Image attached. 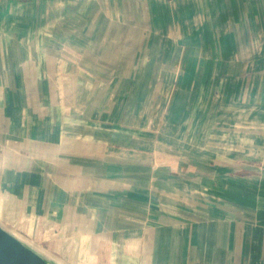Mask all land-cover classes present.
Instances as JSON below:
<instances>
[{
    "label": "crops",
    "instance_id": "1",
    "mask_svg": "<svg viewBox=\"0 0 264 264\" xmlns=\"http://www.w3.org/2000/svg\"><path fill=\"white\" fill-rule=\"evenodd\" d=\"M135 79L207 119L137 131ZM0 223L63 264H264V0L3 1Z\"/></svg>",
    "mask_w": 264,
    "mask_h": 264
},
{
    "label": "rangeland",
    "instance_id": "2",
    "mask_svg": "<svg viewBox=\"0 0 264 264\" xmlns=\"http://www.w3.org/2000/svg\"><path fill=\"white\" fill-rule=\"evenodd\" d=\"M125 66H128V65H125ZM142 66L144 67L143 64H136L135 65V72L137 74L142 73L141 72ZM153 70H157V66H155V68ZM131 82L132 81H121L120 84H125V83L127 84V83H131ZM150 83L152 84V86L155 84H156V86L159 85V81H143L142 79H135L134 85L131 86L133 89H135V94L130 95V96H123V95L119 96L120 104L124 109V116H125L124 120L125 121L129 120L130 122H135L137 127L139 125V127L137 128V131L142 130L144 122H146L147 120H149L151 118V114H152V130H153V134L155 135V137H154L155 139L159 138L160 136L175 137V136L179 135L180 134V128L178 125L181 123V119L191 120L192 116L194 119L196 118L197 120L199 119L201 121L202 120L205 121L207 119V113L202 115V117L200 118V116H198V115H197V117H195L196 113H191V112L188 113L186 111H183V109L186 108L185 105L184 106H181V105L177 106V111H175V112H173V111L172 112H162V113H160L159 111L155 112L154 111V105L149 102V99L143 94L144 91L142 89L144 87L149 88L151 85ZM176 84L177 83L175 81L174 87ZM109 98H110V96H108V97L105 96L104 101L107 102L109 100ZM196 102L198 104L201 103V106H203L205 108V105L208 104V97L205 98V96L204 97L200 96L199 98H197V101H195V103ZM133 104H135L134 107L132 106ZM150 104H151V107H150ZM128 107H131V109L128 110ZM166 113H167V116L165 115ZM203 130H205L204 127L199 128L198 126H196V128H194V129L189 128V135L198 137L201 135ZM125 131H127V130H125ZM202 137H204V136H202ZM155 142H156V140H155ZM195 145L198 146L197 147V149L199 148L198 150L202 151V148L200 147V145H197V144H195ZM176 149H177L176 145H174L172 150L176 151ZM197 149H195L196 152H197ZM187 150H188V152L192 151L190 147ZM153 151H155V152L159 151L158 143L156 145H154ZM205 151H207V150H205ZM151 195L152 196L156 195V198H157L159 194L158 193L155 194L154 192H152ZM170 195L171 194L169 193V196ZM168 198H170V197H168ZM2 226H4L5 228H8V226L4 223H2ZM9 232L15 236L16 232L14 230H12L11 228H10ZM22 241L26 245L30 246L33 250H36L35 249L36 247L31 245V243L28 244L26 242V240H24V239ZM40 255L53 264H63V262L60 259H55L52 256H48V255H42V254H40Z\"/></svg>",
    "mask_w": 264,
    "mask_h": 264
},
{
    "label": "water",
    "instance_id": "3",
    "mask_svg": "<svg viewBox=\"0 0 264 264\" xmlns=\"http://www.w3.org/2000/svg\"><path fill=\"white\" fill-rule=\"evenodd\" d=\"M0 264H53L0 225Z\"/></svg>",
    "mask_w": 264,
    "mask_h": 264
},
{
    "label": "built area",
    "instance_id": "4",
    "mask_svg": "<svg viewBox=\"0 0 264 264\" xmlns=\"http://www.w3.org/2000/svg\"><path fill=\"white\" fill-rule=\"evenodd\" d=\"M3 1H5V0H0V7H1V4L3 3Z\"/></svg>",
    "mask_w": 264,
    "mask_h": 264
}]
</instances>
